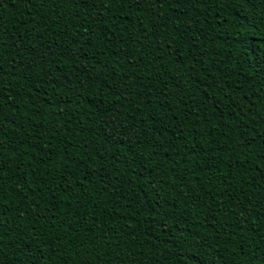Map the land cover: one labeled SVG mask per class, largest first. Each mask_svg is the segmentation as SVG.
<instances>
[{"label":"trees","instance_id":"obj_1","mask_svg":"<svg viewBox=\"0 0 264 264\" xmlns=\"http://www.w3.org/2000/svg\"><path fill=\"white\" fill-rule=\"evenodd\" d=\"M262 54L264 0H0V264H264Z\"/></svg>","mask_w":264,"mask_h":264},{"label":"snow or ice","instance_id":"obj_2","mask_svg":"<svg viewBox=\"0 0 264 264\" xmlns=\"http://www.w3.org/2000/svg\"><path fill=\"white\" fill-rule=\"evenodd\" d=\"M246 2L247 3H252L253 2V0H246ZM239 35V34H238ZM90 37H86L85 38V40L83 41V43H87V40L89 39ZM241 40L243 41V42H246L247 41V38L246 37H241ZM78 43H79V41H78ZM79 53H80V49L78 48V49H76V51L75 52H73L72 54L73 55H79ZM258 63L260 64V65H262V67H261V71H264V54H262L261 56H260V58H259V60H258ZM81 88H83V82L81 81ZM68 177H67V175L65 176V179H67ZM67 187H72V182L70 181L69 182V184L67 185ZM0 226H2V222H0Z\"/></svg>","mask_w":264,"mask_h":264}]
</instances>
